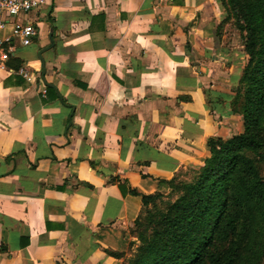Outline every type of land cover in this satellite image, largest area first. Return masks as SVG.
<instances>
[{"label":"crops","instance_id":"1","mask_svg":"<svg viewBox=\"0 0 264 264\" xmlns=\"http://www.w3.org/2000/svg\"><path fill=\"white\" fill-rule=\"evenodd\" d=\"M17 22L36 35L0 66V264H122L142 197L244 132L249 58L220 0H41Z\"/></svg>","mask_w":264,"mask_h":264},{"label":"trees","instance_id":"2","mask_svg":"<svg viewBox=\"0 0 264 264\" xmlns=\"http://www.w3.org/2000/svg\"><path fill=\"white\" fill-rule=\"evenodd\" d=\"M246 3L240 19L249 59L236 102L244 132L208 142L198 181L167 213L137 222L141 245L123 264H264V180L242 155L264 148V2ZM157 194L143 196V208Z\"/></svg>","mask_w":264,"mask_h":264},{"label":"rangeland","instance_id":"3","mask_svg":"<svg viewBox=\"0 0 264 264\" xmlns=\"http://www.w3.org/2000/svg\"><path fill=\"white\" fill-rule=\"evenodd\" d=\"M250 0H220L224 9L225 24H228L231 34H236V39L239 41L245 50L248 31L242 29L244 27L243 20L240 19L241 9L243 13H248L250 5L246 2ZM264 2V0H262ZM244 6V7H240ZM257 23L261 22V17H257ZM262 134L264 136V123L261 124ZM245 158L251 159L255 168L258 170L259 176L264 180V148L258 153L246 151L242 154ZM186 168L181 170L170 182L165 186V189L156 195V197L142 209L141 214L130 226H125L119 233L121 234L120 246L122 250H116L115 254L121 255L122 264L129 262L130 259L137 253L141 245L138 236L137 222H142L152 216H157L162 213H167L170 207L176 204L187 192L188 188L195 185L201 174V168ZM141 218V219H140ZM120 230V229H118ZM117 230V231H118Z\"/></svg>","mask_w":264,"mask_h":264},{"label":"built area","instance_id":"4","mask_svg":"<svg viewBox=\"0 0 264 264\" xmlns=\"http://www.w3.org/2000/svg\"><path fill=\"white\" fill-rule=\"evenodd\" d=\"M41 5V0H0V15H4L10 21H14L15 26L10 37L0 40V66L7 58L5 47L11 45L13 39H17L22 45H28L30 40L36 35L35 29L31 25L23 26L18 24L17 19L20 16L29 15ZM4 28V23H0V29ZM23 77L31 80L28 73L23 72Z\"/></svg>","mask_w":264,"mask_h":264}]
</instances>
